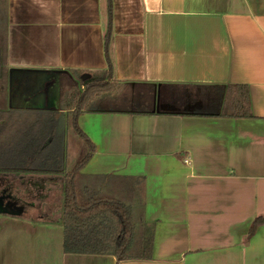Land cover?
Segmentation results:
<instances>
[{
	"label": "crops",
	"instance_id": "obj_1",
	"mask_svg": "<svg viewBox=\"0 0 264 264\" xmlns=\"http://www.w3.org/2000/svg\"><path fill=\"white\" fill-rule=\"evenodd\" d=\"M0 50L3 112L59 110L109 57L121 88L79 116L81 173L141 179L155 225L151 259L66 255L60 176L0 174L24 205L0 215V264H264V0H0ZM229 84L253 117L198 114Z\"/></svg>",
	"mask_w": 264,
	"mask_h": 264
},
{
	"label": "trees",
	"instance_id": "obj_2",
	"mask_svg": "<svg viewBox=\"0 0 264 264\" xmlns=\"http://www.w3.org/2000/svg\"><path fill=\"white\" fill-rule=\"evenodd\" d=\"M112 79V63L108 57L105 76L81 80L83 89L73 95L67 93L59 110L0 111V174L60 176L66 255L114 256L119 262L151 259L155 225L146 222L143 216L142 180L121 178L119 186L125 187L119 189L126 190L116 194L107 191L113 177L81 173L95 146L80 129L78 119L85 111L93 110L94 102L121 88ZM206 89L198 114L237 119L253 117L248 86L229 84ZM70 130L82 141L85 152L82 149L79 158L67 167ZM263 224L264 218H256L248 238Z\"/></svg>",
	"mask_w": 264,
	"mask_h": 264
},
{
	"label": "rangeland",
	"instance_id": "obj_3",
	"mask_svg": "<svg viewBox=\"0 0 264 264\" xmlns=\"http://www.w3.org/2000/svg\"><path fill=\"white\" fill-rule=\"evenodd\" d=\"M67 138H68V147L70 149V153L72 157L77 160L82 152L81 150L82 149L83 151L85 150L84 144L76 134H73L71 130L68 132ZM12 191L13 190L10 187V185L0 186V215H5V214L16 215L17 213L19 214L20 212L24 213V209H23L24 205L20 199L23 198L22 195H20L19 198L15 193V191L13 193ZM36 198L37 195H35V199Z\"/></svg>",
	"mask_w": 264,
	"mask_h": 264
}]
</instances>
